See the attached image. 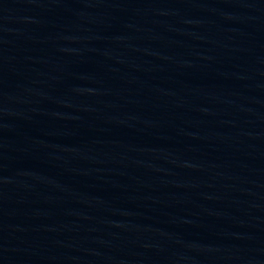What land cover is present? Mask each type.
<instances>
[{"label":"water","instance_id":"1","mask_svg":"<svg viewBox=\"0 0 264 264\" xmlns=\"http://www.w3.org/2000/svg\"><path fill=\"white\" fill-rule=\"evenodd\" d=\"M0 264H264V0H0Z\"/></svg>","mask_w":264,"mask_h":264}]
</instances>
